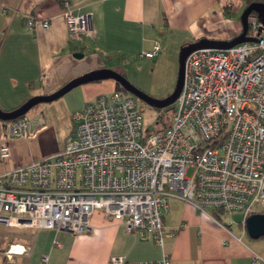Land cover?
Instances as JSON below:
<instances>
[{
	"label": "built area",
	"instance_id": "2783aa9c",
	"mask_svg": "<svg viewBox=\"0 0 264 264\" xmlns=\"http://www.w3.org/2000/svg\"><path fill=\"white\" fill-rule=\"evenodd\" d=\"M64 17L71 36L89 32L90 16L75 15L67 2ZM27 26L47 29L49 22L29 18ZM247 26L254 42L187 56L166 127L147 131L135 100L117 90L73 112L62 154L0 175V224L78 235L100 211L162 246L171 199L201 214L240 213L243 227L250 215L264 214V26L255 14ZM161 51L155 43L139 58ZM42 125L36 113L5 128L11 138H27ZM10 156L1 144L0 161ZM22 252L10 246L5 258ZM156 264L171 262L164 254Z\"/></svg>",
	"mask_w": 264,
	"mask_h": 264
},
{
	"label": "crops",
	"instance_id": "0c3cea01",
	"mask_svg": "<svg viewBox=\"0 0 264 264\" xmlns=\"http://www.w3.org/2000/svg\"><path fill=\"white\" fill-rule=\"evenodd\" d=\"M66 2L75 15L90 16L91 28L81 38L69 34ZM248 5L249 0H0V110L12 111L31 97L49 95L73 78L105 68L103 58L109 54L139 56L159 44L143 45L159 33L172 35L181 48L201 39L230 41L241 33ZM29 18L48 21L49 27L29 29ZM115 85L112 80L82 85L74 112L115 91ZM5 125L0 121V145L7 143L11 156L0 161V175L57 153L44 142L42 126L27 138H11ZM231 216L201 214L171 199L162 219V246L100 211L91 217L89 230L78 235L0 225V264H156L164 254L171 264H264V238L247 240L241 222L237 231L226 221ZM10 246H21L23 252L8 261ZM254 256L261 260L255 262Z\"/></svg>",
	"mask_w": 264,
	"mask_h": 264
},
{
	"label": "rangeland",
	"instance_id": "374dc122",
	"mask_svg": "<svg viewBox=\"0 0 264 264\" xmlns=\"http://www.w3.org/2000/svg\"><path fill=\"white\" fill-rule=\"evenodd\" d=\"M154 41H157L163 48V51L156 58L145 59L139 58L138 54L116 52L103 58V61L105 69L118 73L138 91L153 99L162 100L170 95L175 87L181 44L172 35L159 33L153 41H146L143 45L151 46ZM83 86L71 90L54 102L39 104L27 113V115L32 116L35 113L42 112L45 125L38 130L45 131L44 142H47L52 150H56L57 153L53 156L60 155L65 150L66 139L72 129L70 116L74 112L73 109L80 103ZM115 86L117 91H121L125 96L135 100L147 131L152 132L169 123L173 114L172 109L167 111V108H152L125 92L119 85ZM43 150H49V147ZM53 156L46 158H52ZM190 174L191 170H189L187 176H190ZM226 221L231 222V224L234 223L232 229L237 230L240 228L238 225L241 222V216L236 213L228 217ZM246 238L251 240L247 235Z\"/></svg>",
	"mask_w": 264,
	"mask_h": 264
},
{
	"label": "water",
	"instance_id": "95a60500",
	"mask_svg": "<svg viewBox=\"0 0 264 264\" xmlns=\"http://www.w3.org/2000/svg\"><path fill=\"white\" fill-rule=\"evenodd\" d=\"M251 14H255L258 20L264 26V4L252 3L248 5L247 8L242 13L240 20L242 25V30L241 33L235 38L231 39L230 41H213V40L201 39L194 43L182 47L178 55V71H177V79H176L175 87L172 93L162 100L153 99L147 96L146 94L138 91L133 86H131L126 80H124V78L118 73L105 68H99L71 79L69 82H67L58 90H56L55 92L49 95L31 97L21 106H19L18 108L12 111L4 112L0 110V121H2L3 123H7L9 121L15 120L27 114L35 106L43 103L46 104V103L54 102L79 86L95 83V82H101L105 80L114 81L125 92L133 95L134 97H136L140 101H143L145 104H147L152 108L166 109L169 107H173V104L176 101L177 97L179 96V93L182 88L184 64L187 56L193 51L200 49L227 50L241 43L254 42L255 41L254 39H250L249 37L246 36L247 27H248L247 18ZM74 57L81 58V55L75 54ZM244 228L247 233V236L250 239L257 240L264 238V214H252L249 217H247L244 223Z\"/></svg>",
	"mask_w": 264,
	"mask_h": 264
},
{
	"label": "trees",
	"instance_id": "16d2710c",
	"mask_svg": "<svg viewBox=\"0 0 264 264\" xmlns=\"http://www.w3.org/2000/svg\"><path fill=\"white\" fill-rule=\"evenodd\" d=\"M251 3H253V2H252L251 0H249V4H251ZM171 109L173 110V107H169V108H167V111H169V110H171ZM171 118H172V117H171ZM171 118H170V119H171ZM169 122H170V121H169ZM168 124H169V123H168ZM168 124H166V125L164 124L163 127H166Z\"/></svg>",
	"mask_w": 264,
	"mask_h": 264
}]
</instances>
